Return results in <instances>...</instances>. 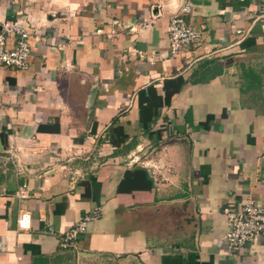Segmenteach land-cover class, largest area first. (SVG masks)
Here are the masks:
<instances>
[{"label": "crops", "instance_id": "obj_1", "mask_svg": "<svg viewBox=\"0 0 264 264\" xmlns=\"http://www.w3.org/2000/svg\"><path fill=\"white\" fill-rule=\"evenodd\" d=\"M263 4L0 0V25L19 20L32 46L28 69L0 65V264H264V237L228 250L223 213L230 200L264 203V108L241 103V67L264 66ZM177 14L201 36L172 57ZM167 79L180 87L150 134L139 91L164 95ZM138 167L151 186L127 179Z\"/></svg>", "mask_w": 264, "mask_h": 264}, {"label": "built area", "instance_id": "obj_2", "mask_svg": "<svg viewBox=\"0 0 264 264\" xmlns=\"http://www.w3.org/2000/svg\"><path fill=\"white\" fill-rule=\"evenodd\" d=\"M260 14L264 16V4ZM168 34V49L172 57L179 56L184 46L196 42L201 36L199 30L180 14L171 18ZM12 35L17 36L16 44L9 46ZM31 52V33L25 25L19 20L6 21L0 25V65L20 70L28 69ZM20 195L25 196L23 191ZM223 213L229 225L225 241L230 252H241L249 243L264 237V203L252 199L230 200L224 206ZM101 216L102 209L99 207L85 214L65 232L61 245L69 247L77 244L80 237L86 234L89 222L98 220ZM29 223L28 215H24L20 220L22 227L28 226Z\"/></svg>", "mask_w": 264, "mask_h": 264}, {"label": "trees", "instance_id": "obj_3", "mask_svg": "<svg viewBox=\"0 0 264 264\" xmlns=\"http://www.w3.org/2000/svg\"><path fill=\"white\" fill-rule=\"evenodd\" d=\"M210 65V61L205 62L204 65ZM218 69V70H217ZM242 84H241V103L243 105H253L257 111H261L264 108V66L258 67H246L242 66ZM219 71V66L215 63L212 67L205 68L201 71L202 75H209L215 77ZM193 82V80H191ZM180 87V86H179ZM176 83V79H167L164 82V95H160L155 84H151L147 88L139 91V105H140V124L144 131L154 134L152 127L156 123L158 116L164 105L171 103L173 95L179 90ZM214 115H210L209 119H213ZM203 124H207L204 122ZM97 124L93 126V131L96 130ZM114 130L117 132L116 138L122 142L128 138V135L124 133L123 127L115 126ZM159 134L161 130H158ZM115 142V140L113 141ZM127 179L138 181L141 187L143 184L152 183V179L149 177L145 168L138 167L135 170H129L127 172ZM146 182V183H145ZM89 187L87 185V195L89 194ZM121 190H123L121 185Z\"/></svg>", "mask_w": 264, "mask_h": 264}, {"label": "rangeland", "instance_id": "obj_4", "mask_svg": "<svg viewBox=\"0 0 264 264\" xmlns=\"http://www.w3.org/2000/svg\"><path fill=\"white\" fill-rule=\"evenodd\" d=\"M80 264H119L113 259H102L101 261H96L95 259H83L79 262ZM125 264H136L135 262L125 263Z\"/></svg>", "mask_w": 264, "mask_h": 264}]
</instances>
